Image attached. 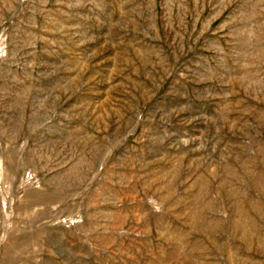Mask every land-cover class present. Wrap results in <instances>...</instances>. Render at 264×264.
I'll return each mask as SVG.
<instances>
[{"label": "rangeland", "instance_id": "obj_1", "mask_svg": "<svg viewBox=\"0 0 264 264\" xmlns=\"http://www.w3.org/2000/svg\"><path fill=\"white\" fill-rule=\"evenodd\" d=\"M0 264H264V0H0Z\"/></svg>", "mask_w": 264, "mask_h": 264}]
</instances>
